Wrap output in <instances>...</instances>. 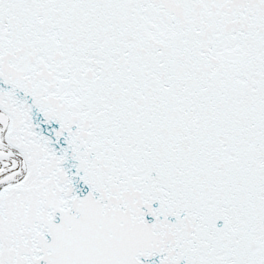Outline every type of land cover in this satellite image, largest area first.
Returning <instances> with one entry per match:
<instances>
[{"label": "snow or ice", "instance_id": "6c2138e0", "mask_svg": "<svg viewBox=\"0 0 264 264\" xmlns=\"http://www.w3.org/2000/svg\"><path fill=\"white\" fill-rule=\"evenodd\" d=\"M0 264H264V0H0Z\"/></svg>", "mask_w": 264, "mask_h": 264}]
</instances>
